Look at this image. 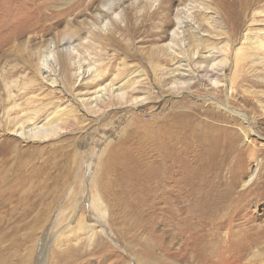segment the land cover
Segmentation results:
<instances>
[{
  "label": "rangeland",
  "instance_id": "rangeland-1",
  "mask_svg": "<svg viewBox=\"0 0 264 264\" xmlns=\"http://www.w3.org/2000/svg\"><path fill=\"white\" fill-rule=\"evenodd\" d=\"M100 1L0 0V29L4 26L0 47L2 51L10 48L11 45H5L6 38L24 32L14 44L18 49L16 55L23 57L29 53L32 64L31 68L8 77L7 70L22 66L23 62L15 57L9 61L0 59V80L16 82L10 88V98L3 92L5 86L0 91L3 93L0 172L23 165L31 167L32 172L36 167L43 168L42 176H48L37 182L41 189L26 187H30L29 195H44L23 201L24 208L35 207L26 217L14 221L17 212L11 205H15L17 197L0 199L3 206L9 202L5 208L0 203L1 217L7 222L0 233V261L2 264L6 261L37 264L39 260L42 264H264V243L251 250L247 247L256 231L264 233V69L250 64L247 58L234 67L233 57L243 34L248 33L249 39L242 44L247 48L253 45L255 35H264V20L260 18L264 15L261 14L264 0L256 5L254 0H124L114 10L119 16L116 23L103 25L113 17L109 14L103 23L96 25L100 34L96 40L89 34L91 28L87 23L96 24L94 14ZM88 4L90 7L86 8ZM177 9L184 11L178 17ZM155 11L158 16L150 19L149 15ZM125 24L131 28L128 34L117 28H126ZM237 24L241 26L234 31ZM174 31L178 32L180 48L171 49L169 41ZM67 35L74 37V46L84 43L78 46L79 58L71 57V73H78L79 67L84 73L79 79L75 76L74 84L84 87L74 88L68 98L58 102L48 96L50 88L41 80V75L46 74L37 72V51L53 40L59 56L62 46L58 38ZM225 47L228 50L221 52ZM209 52L215 54L217 64L213 68ZM36 73L40 80L35 78ZM55 73L53 77L59 80L58 72ZM97 74L109 75L100 84L114 87L127 81L128 75L133 76L139 82L135 95L142 101L95 114L86 111L79 100L93 95ZM170 78L189 83L169 90ZM214 81L218 83L214 85ZM54 88L57 97L63 95L60 84ZM52 102L57 105H50L49 112L55 107L72 111V117L59 122L60 130L54 138L27 140L10 133L18 125L11 123L15 117ZM221 103L245 114L250 119L249 126L231 111L223 110ZM14 105L19 113H13ZM44 122L43 117L38 125ZM249 128L258 136H245ZM234 135L240 141L234 150L228 149L230 144L223 149V145L212 141L215 136L228 139ZM172 140L178 142L177 153L182 152L177 163L191 159L194 149L204 152L202 162L212 163L213 157L215 161L221 158L228 161L221 184L210 172L203 175V180L197 178L199 171L188 170V175H193L189 184L198 185L201 191L194 195V199H200L199 210H191L192 217L186 220L176 216L174 192L179 191L178 185L169 182L162 188L156 177H151L156 174L160 149L166 148L168 156ZM16 151L29 157L14 158ZM258 168L262 171H258L250 185H245L244 181ZM234 174L239 184L232 194L228 213L221 214L215 203L227 189L224 182ZM256 179L258 186L253 188ZM49 182L54 187L51 196L44 189ZM102 184H106L105 190H101ZM180 184L183 186L184 182ZM203 190L211 195L204 196ZM101 192L106 193V199L109 196L107 201L103 200L108 205L104 219L92 205L101 201ZM185 198L181 204L188 206L191 198ZM197 214L200 215L196 220L205 225L182 227L187 220L193 222Z\"/></svg>",
  "mask_w": 264,
  "mask_h": 264
},
{
  "label": "bare ground",
  "instance_id": "bare-ground-1",
  "mask_svg": "<svg viewBox=\"0 0 264 264\" xmlns=\"http://www.w3.org/2000/svg\"><path fill=\"white\" fill-rule=\"evenodd\" d=\"M123 1L124 0H101L100 1V5L98 7V10L94 14V22L96 24H94L93 22L87 23L88 26L91 28V31L89 32V34L93 35L96 40H97V38H99V35H100V34H98V32L96 30V25L100 21L103 23V20L106 19L109 14H112L113 17H111V18L109 17L108 20H106L103 23V25L107 27L108 23H109L108 25H110L112 23L113 24L116 23V18L119 16H118V13L114 12V10H115V8L120 6L119 4H121ZM165 1H168V0H165ZM262 1L263 0H254L253 4L256 5ZM155 2H157V0H155ZM248 6H249V4H246V7H248ZM89 7H90V4H88L86 6V8H89ZM182 10L183 9H177L176 10V17L181 15L182 12H184ZM187 10H189V9H187ZM263 13H264V11L261 12V14H263ZM149 16H150V19H155L158 16V12L155 11ZM141 17H143V15H141ZM161 18H166V17L161 16ZM161 18H159V19H161ZM260 18L262 20H264V15L260 16ZM6 22H5V24H6ZM125 23L127 24V22H125ZM126 24L124 27H126V26L127 27L123 28V29L119 28L120 26H117V28L120 29L121 32L124 34H126V33L128 34L131 32L130 26L126 25ZM140 25H143L142 21H141ZM240 26H241V24H240ZM240 26H239V24H237L235 29H233V28L232 29L234 31H237V29H239ZM138 28H139V26H138ZM3 30H4V26L1 27L0 33ZM133 30H135V29H133ZM263 30H264V28H263ZM234 31L232 32V34L234 33ZM247 31H249V29H247ZM132 33H133V31H132ZM145 34H146V32H145ZM177 34H178V32L174 31L170 35L171 38L169 41V46L171 49H176V47L179 46ZM24 35H25L24 32L23 33L17 32L14 36L6 38L7 41H6L5 45H11L10 48L4 49L2 51V48L0 47V54H1L0 59H3V60L8 59V61H9L11 59V57H15L19 62H21V63L23 62L22 66L13 67L12 69H8L5 76L9 77V76L16 74L19 71H24V70L32 67V64H31L30 59H29V57H30L29 53L25 54L23 57H17V55H16V50H18V49H17V46L14 44L20 36L22 37ZM247 35H248L247 32L245 34H243V36L241 37V39L243 40L242 43L240 44L241 46L238 48H235L234 53L232 52L233 57H234V67H237L240 64V61L242 59L244 60L247 58L250 60V62H251L250 64L260 65L264 69V35H262L261 37L258 35H255L253 37V39H254L253 45L251 47H248V48L242 46L243 42L249 39L247 37ZM58 39H59L58 44H61V46H62V48L60 50L61 54L59 56L56 55V52L54 50L56 47V46L54 47V45H56V43L53 40L48 42L45 45L44 49H39L37 51V72H39L40 74H42V73L46 74L45 76L41 75V80H42V82L43 81L45 82V85H47L48 88H50L48 96H50L52 98H56L57 100H59L58 102H62L64 100V97L68 98L70 96V94H72L74 88L80 89V88L84 87L83 84H79V85L74 84L76 77L79 79L80 76L84 74L83 71H80L81 67L78 68V73H73V74L71 73V71H72L71 57L73 55L79 54L78 46H82V44H84V43L78 42L79 44L74 46V43H72L73 42L72 40L74 39V37L72 35L71 36L67 35V36H62V37L60 36ZM199 39H196V40L198 41ZM196 40H194L195 43L197 42ZM142 42H144V41H142ZM197 47H198V45H197ZM178 48H180V47H178ZM122 49L125 51L124 54L127 55L126 48L124 47ZM224 49L225 50L221 49V52L228 50L227 47H225ZM175 51L176 50H174L173 52H175ZM197 51H196V53H194L195 55L197 54ZM191 55H192V53H191ZM174 57L176 58V56H174ZM174 57H173V59H174ZM214 57H215V54L213 52H209V58L211 59L210 60V62H211L210 67L211 68L215 67L217 64V63H214V61H215V59H213ZM192 58H194V57H192ZM1 62L2 61L0 60V63ZM155 70H156V68H155ZM55 72H58V75L60 78L59 80H58L57 76L53 77V75L56 74ZM175 72L178 73L177 70ZM175 72H172L174 76H180V74H175ZM37 74L38 73H36L35 78L39 79ZM108 76L109 75H98V74L95 76L94 79L95 80L97 78L98 79H97V82L95 84H93L94 85L93 86L94 87L93 95L88 99H80L79 100L83 109L95 114V113H99V112H105L106 110H108L109 108H111L113 106H115V108L133 106V105L139 103L140 101H142L143 98H141L139 95H135L137 88H139V86H138L139 82L133 76L128 75L127 81H124L122 84H120L116 87H114V84H108V85L106 84V85L102 86L100 83L102 82V80H104ZM136 77H137V75H136ZM1 78H2V76H1ZM170 81H171V78H170ZM42 82L38 83V85H41ZM188 83L189 82L180 81L179 79H175V80L171 81L168 89L174 91V90H177L178 88L186 87L188 85ZM217 83L218 82H215V81L213 82L214 85H216ZM14 84H16V82H12L9 84L7 82L4 83V81H2V79H1L0 80V91H1L2 86H5V88L3 89V92H4V94L6 92L10 98V95H11L10 94V88ZM58 84H60L62 86L60 93H63V95L62 96L60 95L57 97V95H56L57 93L53 89H55L54 87H56ZM5 89H6V91H5ZM40 89H41V87H40ZM2 95H3V93L0 94V97ZM55 104H56L55 102L54 103L53 102L48 103L45 106L46 108L41 107V108H39L33 112H25V113L21 114L20 116L15 117V119H13L11 121V123L16 124V125L18 124V125L16 127H14V129H12L10 131V133L14 134L19 139H22L25 137V138H27V140H38V139H44L45 140L47 138L49 139L50 137L54 138V136H56L58 131L60 130L59 122H62L65 119L67 120V118H69L70 115L72 117V113H71L72 111L67 110L65 107L64 108L63 107L62 108L55 107L51 112H49V110H47L48 108L51 107L50 105L53 106ZM59 104L61 106V103H59ZM104 107H107V108L103 109ZM220 107L223 108V110H225V111H231L233 116L240 117L242 120L247 121L248 126H249L250 119H248V117L245 116V114H243L242 112H240L238 110L231 109V108L227 107L226 105H223L222 103L220 104ZM12 109L16 110L17 109L16 105H14L12 107ZM12 109H11V111H12ZM17 111L18 110L14 111L13 113H19ZM43 117L45 119V122L42 125H38V121H40ZM51 119H52V121H51ZM248 134H255L256 136H258L257 132L251 128H249L247 132H244L245 136H247ZM215 137L212 138V141H217L219 143V145H223V149L226 147L227 144L228 145L230 144L228 149L234 150L236 148L237 144L240 142L236 135L230 136V138H228V139L223 137V136H215ZM170 140H171V138H170ZM187 141H188V139H187ZM200 141H202V140H200ZM194 143H195V141H193V143H191V144H194ZM177 144H178L177 141H173V140L171 141L170 147H171L172 152L169 153L168 156L166 153L167 152L166 148L160 149L159 154L161 152L162 153L157 156L156 171H155L156 174L154 176L152 175L151 177L152 178L156 177V179L162 184V188H164L169 182H174L178 185L179 191L174 192V195L176 197L174 202L177 203V206L175 208V211L177 213L176 216L186 220V218L192 217V216H190L191 210H193V209L199 210V204L198 203L200 202V199H194V197H195L194 195L196 194V192L201 191V189L197 187L198 185L189 184L190 179L193 177V175H191V176L188 175L189 171H191V173L194 170L199 171L200 175H198V177L197 176L196 177L200 178V179L202 178L203 180L205 178L204 176L206 175V173L210 172L211 176H213V175L217 176V179H218L217 183L221 184V183H223V182H221L222 181V179H221L222 178V171H223V168L228 161L225 158H221V161H215L214 157H213L212 163L211 162H206V163L202 162L201 157H203V156H201V155H204V152H202V153L197 152V150L193 148L194 150H193V154L191 155V157H192L191 159L185 158L181 163H177L178 155L182 154V152L177 153V148H176ZM231 147H233V148H231ZM216 149L217 148H215V150ZM215 150H213V151H215ZM228 152L230 153V151H228ZM24 154H19L18 151H16V155L14 156V158L23 159V158L29 157V155H24ZM214 155H216V154H214ZM223 157H225V154ZM210 159H212V158L210 157ZM262 160L264 161V156H263ZM209 163H211V164H209ZM263 164H264V162H263ZM21 165H22V162H21ZM192 165H194L195 167H192ZM210 165H212V166H210ZM260 165H262L261 159H260ZM154 166L155 165H153V167ZM179 166H184V168H178ZM30 168L22 165V166L17 167V168H12V169L4 170V171L0 172V199L3 197H6V198H8V200H10L12 197H17V199H14L15 205H11L12 206L11 209L16 210V212H17L16 216L18 217V218L17 217L14 218L13 216H10V217L14 218V221L21 219L22 217L28 216L30 214V212H32L35 208L34 205H28L24 208L23 201H29L31 196H34V198H37V197L40 198V197L44 196L41 194H34V195L27 194V189L30 188L31 186L36 187L38 190L42 188V186L40 187V183H37V182H39L40 178L44 177L46 180V177H47V179H48V176H42L44 174V173H42V172H44L43 168L41 170H38L39 167H36L35 169H33L34 172H32V170L29 171ZM175 169H177V170H175ZM258 171L261 172L262 169L259 170V168H258V170H255L254 172H252L248 176V178L244 181V184L250 185L251 182L256 178V174L259 173ZM260 174H262V173H260ZM260 174H259V176H263ZM215 176H213V177H215ZM237 178H238V176H236V174H234L230 177V180L228 179L229 181L227 180L224 182L227 185V187H226L227 189L225 190V192H223L220 195V197L217 199V201L215 203V209L217 212H219L221 214L223 212L225 214L228 213L227 212V211H229L228 208L231 205V204L229 205V203H231V201H232V194L235 193L236 187L239 184V178L238 179ZM45 180H43V181L45 182ZM182 181L184 182L183 186L180 184ZM198 182H199V179H198ZM50 183H53V182H49L48 186H44V189L48 190V192L51 196V194H53L52 190L54 189V187H51ZM55 183H57V182H55ZM45 184H46V182H45ZM42 185H44V184H42ZM105 185L106 184H102L101 190H105V188H106ZM27 186H30V187L26 188ZM188 186L191 188H189ZM257 186H258V184H257V179H256V181L253 183V188L254 187L256 188ZM24 188H26V189H24ZM206 188H208V187H206ZM251 191L252 190H250L249 193ZM254 191H255V189H254ZM29 192H30V190L28 191V193ZM162 193H165V189H163ZM202 193L204 196L211 195V192H208V191L205 192L204 190ZM100 194H101V196H100L101 201H99L98 204L92 202V205L95 206L99 212H101L100 215L104 219L106 217V215H105L106 210L105 209H106V207H108V205L105 206L103 200L107 201L109 199V196H107V199H106V193H104L105 195L102 192ZM240 196H244V194L241 193ZM9 197H11V198H9ZM185 197H187V198H185ZM183 198H185V199L191 198V202H189L188 206H183L181 204L184 202ZM178 201L180 203V206H178L179 205ZM203 201L205 202L206 200H203ZM201 202H202V200H201ZM206 203L205 204L203 203L204 206L206 205ZM208 203H210V202H208ZM1 205H2V203H1ZM8 206H9V202L3 207L5 208ZM109 207H112V205H110ZM2 213L0 211V233L7 223L6 219H3L2 218L3 216L1 217ZM199 215L200 214H197L196 217H194L195 219L191 218L192 220L194 219L195 222L194 221L191 222V220H190V222H188L189 220H187V222L184 223V226H182V227H185V229H187V228L192 229V228H194V225L196 226L197 224L205 225V222L196 220L197 216H199ZM182 227H180V231L183 230ZM263 243H264V233H262V232L259 233L256 231L254 233V238L248 241L247 247L249 250H251L257 244H263ZM4 256H5V254H4ZM1 257H3V255ZM64 263L68 264V262H64ZM0 264H2L1 261H0ZM3 264H9V262L6 261V263H3ZM37 264H42V260H39V262Z\"/></svg>",
  "mask_w": 264,
  "mask_h": 264
}]
</instances>
